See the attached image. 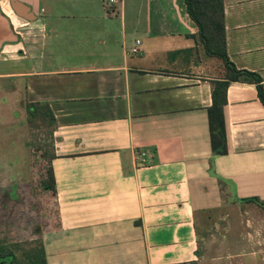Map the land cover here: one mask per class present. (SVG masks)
Segmentation results:
<instances>
[{"label": "crops", "instance_id": "0c3cea01", "mask_svg": "<svg viewBox=\"0 0 264 264\" xmlns=\"http://www.w3.org/2000/svg\"><path fill=\"white\" fill-rule=\"evenodd\" d=\"M18 2L33 19L0 0V90L55 117L47 260L51 238L53 264H199V216L264 207L245 201L264 203V104L255 83H230L215 154L213 81L228 70L192 36L183 0ZM224 5L231 61L264 82V0Z\"/></svg>", "mask_w": 264, "mask_h": 264}, {"label": "rangeland", "instance_id": "374dc122", "mask_svg": "<svg viewBox=\"0 0 264 264\" xmlns=\"http://www.w3.org/2000/svg\"><path fill=\"white\" fill-rule=\"evenodd\" d=\"M9 99L0 90V239L15 255L8 264H30L58 218L54 190L43 187L50 182L52 128L32 119L20 97L16 104ZM211 216L198 217L199 264L263 263L264 207L224 203ZM54 245L49 238L50 264Z\"/></svg>", "mask_w": 264, "mask_h": 264}, {"label": "trees", "instance_id": "16d2710c", "mask_svg": "<svg viewBox=\"0 0 264 264\" xmlns=\"http://www.w3.org/2000/svg\"><path fill=\"white\" fill-rule=\"evenodd\" d=\"M183 4L190 22L194 24L196 34L194 36L205 53L211 57L219 58L226 69L228 77L223 80L213 81L212 91L213 103L209 108L210 130L212 134V145L215 154L227 153V129L225 106L227 100V90L232 81H248L256 84L261 102L264 104V82L263 78L257 72L246 69H238L231 61L227 52L226 28H225V5L224 0H183ZM28 114L34 120L52 128V136L55 129V117L46 103L28 102L26 105ZM53 150L49 157L50 182H44V189H53L54 173L51 166L54 157ZM247 202H258L262 206L264 203L259 198H246ZM15 255L10 250L7 243L0 239V264H8L13 261ZM30 264H48L47 254L44 244L40 250L34 254H29ZM2 260V261H1ZM184 264H198L196 261L186 262Z\"/></svg>", "mask_w": 264, "mask_h": 264}, {"label": "water", "instance_id": "95a60500", "mask_svg": "<svg viewBox=\"0 0 264 264\" xmlns=\"http://www.w3.org/2000/svg\"><path fill=\"white\" fill-rule=\"evenodd\" d=\"M14 9L18 11L22 16L26 17L27 19H33L32 14L29 12L28 7L23 5L22 3L18 2V0H10Z\"/></svg>", "mask_w": 264, "mask_h": 264}, {"label": "built area", "instance_id": "2783aa9c", "mask_svg": "<svg viewBox=\"0 0 264 264\" xmlns=\"http://www.w3.org/2000/svg\"><path fill=\"white\" fill-rule=\"evenodd\" d=\"M122 0H106V3L108 5L109 8H114L115 6H117ZM136 51V48H135Z\"/></svg>", "mask_w": 264, "mask_h": 264}]
</instances>
